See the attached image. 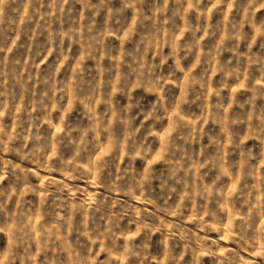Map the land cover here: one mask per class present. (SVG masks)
I'll list each match as a JSON object with an SVG mask.
<instances>
[{"label":"rangeland","instance_id":"rangeland-1","mask_svg":"<svg viewBox=\"0 0 264 264\" xmlns=\"http://www.w3.org/2000/svg\"><path fill=\"white\" fill-rule=\"evenodd\" d=\"M0 264H264V0H0Z\"/></svg>","mask_w":264,"mask_h":264}]
</instances>
